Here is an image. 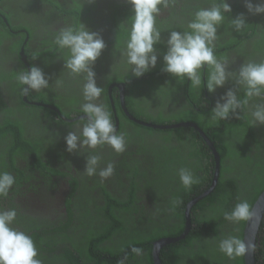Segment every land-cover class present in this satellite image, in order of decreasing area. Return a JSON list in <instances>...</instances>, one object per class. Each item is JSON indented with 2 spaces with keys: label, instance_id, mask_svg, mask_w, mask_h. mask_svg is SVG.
<instances>
[{
  "label": "trees",
  "instance_id": "16d2710c",
  "mask_svg": "<svg viewBox=\"0 0 264 264\" xmlns=\"http://www.w3.org/2000/svg\"><path fill=\"white\" fill-rule=\"evenodd\" d=\"M222 2L223 0H167V6L162 4L159 6L160 9L164 10L166 8L165 11L168 10L174 16L177 14L178 18L181 15V18L177 20L176 27H173L166 33L167 37L172 30H188L187 24L197 9L207 8L213 4H221ZM226 2L231 6L232 12L224 14L225 19L218 27V30L221 29L223 31L222 33L221 31L217 33L218 39L215 42L216 46L214 51L218 58H226L229 62L230 70L235 72L242 63L249 61L259 63L264 61V14H249L244 6V0H226ZM251 2L255 4L257 0H251ZM75 10L80 11L79 7ZM111 11L113 27L115 29L113 37L115 35V38L120 40L126 35L128 36L127 29L124 28L128 23H123L122 18H129L131 20L133 15L131 6L127 3H118L111 8ZM240 13L246 16L247 25L240 32H236L231 26L230 21ZM171 24V21L168 22L166 29ZM156 27H158L157 24ZM252 37L253 40L251 41ZM246 38L250 39V43L246 42L243 44ZM120 42L117 43L113 40V43L108 44L114 47ZM156 47L158 52H163V48H165L162 43L156 45ZM223 48L225 50H222ZM54 49V53L59 51L57 45ZM234 50L237 54L231 53ZM240 56H243V62H236V58ZM95 66L99 65L95 64ZM162 68V63L157 64L155 68H152L140 78L129 76L119 79L118 82L126 83L127 90L129 91H132L134 87L137 88L136 85L142 86L141 93L143 95H139L138 100L141 102L143 110L134 107L136 103L133 99L131 101L132 97L127 93L126 107L128 111L139 119L153 123L159 122L158 124L161 125L187 121L195 123L214 144L220 158V173L213 191L199 200L191 208L190 220L192 227L186 237L177 243L168 244L160 250L159 258L161 264H177L178 262H181V264H214L212 263L213 259L218 260L220 264H244V257H237L234 260H230L220 252L219 242L228 236H237L242 240L245 221L239 223L230 222L224 219V213L231 212L237 203L244 200L252 208L255 200L264 190V131L256 132L258 127H264V125L257 124L253 126L251 122V111L256 104H264V98L261 96L249 99L246 97L244 89L236 85L235 79H230L224 87L217 88L214 93L210 94L203 83L200 88H192L187 78L181 81L178 78L170 76L168 73L162 74ZM201 72L206 78L208 69L205 67ZM66 73L70 74L66 76L67 79L60 76L58 70H54L51 74H53L52 77L56 81L59 80L62 84V89L66 92L75 91L77 84H80V88L82 87L85 74L72 75L67 69ZM132 77L135 78L134 82L131 81ZM166 77L181 87V106H184V108L181 112L173 111L169 114L160 112L153 116L145 108V105H149V99L157 102L160 95L154 94L155 87L153 85L157 80H163ZM110 80L113 79H106V81H109L107 84H110ZM17 85L13 107H9L6 104L7 95L5 100L0 99V112L2 114V119L0 117V130L8 132L7 134L11 137L10 143L6 144L4 148L6 149L7 155L9 153L13 155L15 152L21 150L28 158L38 160L39 140L36 136L33 137V134L28 133L30 127L27 124H33V114L36 110L44 108H33L24 103L21 99V95L23 94L21 89L24 86ZM229 88H236L238 99L241 101L247 100V104H244L238 110V119L236 117H230L227 120L213 121L211 119V109L215 106L219 96L223 95ZM30 93L28 94L31 96V100L54 105L62 115L67 118L72 117L71 114L74 110L72 109L68 112L63 111L62 103H58L55 98H50L52 96L49 92L40 90L39 92ZM57 97L63 98L60 96ZM72 99H75L74 95L69 98V101L70 103H75ZM114 101H116L115 98ZM102 104L111 113L112 121L115 120L110 110L108 99L105 98ZM115 105L118 109L117 104ZM49 113L55 127L56 122L57 126L67 125L58 116H53L52 110L49 109ZM117 114H120V112L117 111ZM174 119H177V121H174ZM147 129L152 134L154 132L152 130H155L152 128ZM156 133L160 135L161 139L159 142L161 143L159 144L160 154H157V157L160 158L159 156L165 150L170 154L178 155L181 158V168L190 169L198 179V183L192 185L190 190L184 188L181 183V188L170 196L169 203L171 204L168 205V209L170 210L169 214L175 220L180 221L173 222L169 218H166L164 221L162 219L160 221H153L157 219L158 214L155 215V218H152L151 213L143 214L139 206L137 208H131L134 196L130 195L125 203H123L117 199L116 194L111 195L106 190V187L103 186L98 190L97 197H94L90 189L87 193L80 194L79 200L77 199L74 205H72V193L70 192L68 198L64 200L68 217L57 222L58 225L52 229V232L49 229L53 225L48 226L45 223L35 222L37 226H32V218H25L19 214H17L12 226L27 234L32 231L28 235L33 238L38 249V255L42 258H47L51 253L52 257L49 259L51 264H119L125 256L127 257L125 264H127L128 260H138L132 256V247L142 249V264H154L151 256V242L164 237H176L183 232L185 222L184 210L186 205L191 199L197 197L209 188L215 165L214 154L211 153L207 144L203 143L200 134L194 128L178 127L166 130L157 129ZM52 134L53 138L55 136L54 139L60 144V140L56 137V130ZM170 141L173 143H170ZM182 145H188V152L183 153ZM121 154L123 153L117 154L115 152L112 156L116 157ZM166 160H155V166L157 167L159 165L160 169L164 168L166 166ZM171 161L173 164L175 159H171ZM64 164L65 157H61L58 159V166L49 171L56 175H67V172H62V169L65 167ZM42 168L45 167L43 166ZM137 168L135 164L131 170L132 175ZM160 169L156 171L158 176L160 173L163 174V172L170 174ZM95 178L97 181L100 180L97 176ZM21 179L22 177L19 176L15 179V182L19 183ZM74 181L77 182V179L75 178ZM131 181H133L132 178ZM154 183H156L155 188H165L167 186L163 183L162 179L155 180ZM84 186L89 187L87 184H84ZM171 205L174 212L171 210ZM89 206H93L96 212L108 211L110 216L107 218V223L97 225L98 228L89 225L87 216L90 210H86ZM8 209H13V207L11 203L9 205L7 198H4L0 202V210ZM126 214H129L130 217L128 218ZM79 218H81L80 226H72L70 228L69 225ZM119 228L127 238L120 237L117 246L113 241L105 246L106 244L104 243H107L108 238H111L113 233L118 235L117 229ZM87 231L89 232L88 234ZM86 234L87 237L84 238ZM89 239L92 241L90 246ZM88 252L89 258L86 261ZM255 259L257 264H264V218L256 238Z\"/></svg>",
  "mask_w": 264,
  "mask_h": 264
},
{
  "label": "flooded vegetation",
  "instance_id": "af4514ba",
  "mask_svg": "<svg viewBox=\"0 0 264 264\" xmlns=\"http://www.w3.org/2000/svg\"><path fill=\"white\" fill-rule=\"evenodd\" d=\"M118 3L125 4L126 2L125 0H96L94 4H89L87 0H0V99L2 98V100H5L7 95L6 104L9 107H13L16 86L19 84L17 74L35 65L43 69L45 74L51 77L49 87L41 90L43 92H49L52 96L50 98H55L58 103L61 102L63 111L68 112L72 109L74 110L71 114L72 117L67 118L62 115L54 105L33 101L29 94L25 95L23 93L21 95L22 101L28 104L29 107L44 108L36 110L33 114V124H27V126L30 127L28 133L33 134V137L36 136L39 140L38 160L28 158L21 150L15 152L13 155L10 153L7 155L4 147L6 144L10 143L11 137L7 134L8 132L0 130V172H9L15 179L19 176L22 177L19 183L15 182L13 184L7 197H0V202L4 198H7L9 205L11 203L12 207L17 211V214L25 218H32V226H37L35 222L45 223L48 226L53 225L49 229V231L52 232V229L57 227V222L68 217V211L64 204V200L68 198L70 192L72 193V205H74L77 199L79 200L80 194L87 193V191L91 189L94 197H97L98 190L103 186L106 187V190L111 195L116 194L117 199L121 200L123 203H125L130 195L134 196L131 208H137L139 206L143 214L151 213L152 218H155V215L158 214L157 219L153 221H160L161 219L164 221L166 218H169L173 222L180 221L170 216L168 205L171 204L169 203L170 196L181 188V181L179 178L181 158L178 155L170 154L166 150L159 156L160 158L157 157V154H160V135L156 133L157 129L152 130L154 131L152 134V132L147 129L151 127L146 124H161L139 119L130 113L126 107V94L128 93L132 97L131 101L133 99L136 103L134 107L143 110L142 104L138 100L139 95H143V93H141L142 86L136 85L137 88L134 87L132 91H129L127 90L125 82H118L121 77L133 76L126 63V57L122 55L126 47L128 36L126 35L120 40H117L115 35L113 37L115 29L113 27L111 8ZM78 7L80 11L75 10ZM165 9L166 8L161 10L156 16V24L161 32L162 44H164V41L168 38L166 33L173 27H176V23H178L177 20L181 18V15L178 18L177 14L174 16L172 13L170 14L168 10L165 11ZM122 19L123 23H128L124 28L127 29V33L129 34L131 20H129V18ZM170 21L172 24L166 29V24ZM80 23L85 24L90 31L99 32L106 43V48L103 50L102 55L95 62V64L99 66H95V64L93 66L94 70H96L97 85L104 89L97 103H102L105 98L108 99L110 110L115 119L113 123H115L117 133L126 134V150L120 156H112L115 154V151L111 147H107V145L98 146L95 150L85 148L81 150V154L68 153L66 151L64 136H66L69 131L79 133L82 125L86 123V119H82L86 117V114L83 113L81 109H77L81 108V104L84 103L82 95L83 85L80 88V84H77V89L75 91L66 92L62 89V84L59 83L58 86L56 80L52 77L53 74L51 73L54 72V70H58V74L65 79H67L66 76L70 75L67 74L66 69L63 68V60L69 56V51L59 48V51L54 53V47L56 46L54 38L61 28H78ZM219 31L222 33L223 30L220 29L218 32ZM113 40L117 43L120 41L122 42L113 47L108 44L113 43ZM252 40L253 37L251 41ZM246 42L250 43V39L246 38L243 44ZM164 46L165 48H163V50L166 51V45L164 44ZM222 50L225 49L223 48ZM163 52H158L157 64L162 63L163 65ZM231 53L237 54L235 50ZM243 60V56H240L236 58L235 61L243 62ZM161 73L165 74L166 72L163 73V71H161ZM107 78L113 79L110 80V84H107L109 82L106 81ZM134 80L135 78L132 77L131 81L134 82ZM84 83L85 79L83 84ZM153 86L155 87L154 94L160 96L157 102L149 99V105H145V108L151 115L154 116L160 112L165 114H169L173 111L181 112L184 106H181L180 86L175 84L168 77L163 80H157ZM114 88H116V90H114ZM234 90L237 91L236 88ZM30 92L35 93L39 91ZM73 95L75 99H72V101L75 103H70L69 98ZM262 97L264 98V96ZM114 98L116 101H114ZM121 99L124 101L125 108L122 106ZM115 104H117L118 109ZM49 109L52 110L53 116H58L59 119L64 121L67 125L57 126V122L55 121V127L50 118ZM117 111H119L120 114H117ZM1 116L2 114L0 112V117ZM131 117L137 119L139 122L134 121ZM55 130L57 133L56 137L61 142L60 144L54 139L55 136L53 138L52 133ZM259 131H264V127H258L256 132L258 133ZM235 139L237 140L236 136ZM202 140L203 143H207L203 138ZM170 143L173 142L170 141ZM182 147L183 153L188 152V145H182ZM211 153H213L212 150ZM88 154H96L101 157L98 171L100 168L106 167L109 162L113 163L115 165L113 175L106 180H102L99 175L87 176L83 171L86 163L85 156ZM61 157H65V167L62 169V172H67V175L52 174L49 170L55 169V167L58 166V159ZM157 159H167L166 166L162 169H160L159 165L156 167L155 160ZM171 159H175L173 164ZM135 164L138 168L134 170L132 175L131 170ZM43 166L45 168H42ZM158 169L165 170L170 174L163 172V174L160 173L158 176L156 172ZM96 176L100 178L99 181L96 180ZM75 178L77 182L74 181ZM131 178L133 181H131ZM160 179L167 185L165 188H155L156 183H154V181ZM84 184H87L89 187H85ZM193 199H191L187 205ZM101 203L104 204L103 202ZM170 207L172 210V205ZM81 209L84 210L83 207H81ZM86 210H90V213L92 211V213H89L87 216L88 224L97 228V225L106 224L107 218L110 216L108 211L96 212L93 206L87 207ZM172 212L174 211L172 210ZM126 215L128 218L130 217L129 214ZM80 221L81 218L73 221L69 227H79ZM117 231L118 235L113 233L112 237L108 238L107 243H104L106 244L105 246L112 241L117 246L120 237L127 238L120 228L117 229ZM29 233H32V231ZM88 233L87 231V234ZM87 234L84 238L87 237ZM43 236L47 237L46 235ZM88 241L90 246L92 241L90 239ZM152 243L153 242H151V244ZM130 254L132 255V253ZM132 256L139 260V264L143 263L141 255L137 256L133 253ZM51 257V253L47 258H42L38 255V258L43 261V264H51L49 260ZM88 258L89 252L87 253L86 261ZM138 260H128L127 264H138ZM212 263L220 264L216 259H213ZM177 264H181V262Z\"/></svg>",
  "mask_w": 264,
  "mask_h": 264
},
{
  "label": "clouds",
  "instance_id": "9594fccd",
  "mask_svg": "<svg viewBox=\"0 0 264 264\" xmlns=\"http://www.w3.org/2000/svg\"><path fill=\"white\" fill-rule=\"evenodd\" d=\"M95 2L96 0H87L89 4ZM126 3L131 6L133 15L122 55L126 57L131 74L140 78L157 65L156 45L162 42V36L156 27V16L161 11L160 5L167 6V0H126ZM244 6L249 14H264V0H257L255 4L251 0H244ZM231 12V6L223 0L221 4L197 9L187 24L188 30L170 31L164 41L166 51L162 54L164 66L161 70L181 81L187 78L192 88H200L203 83L210 94L217 88L224 87L230 79H235L236 85L244 89L249 99L264 96V61L242 63L234 72L230 70L226 58H218L215 55L218 27L225 19L224 14ZM230 23L236 32H240L247 25L246 16L240 13L232 18ZM54 43L60 49L69 51V56L63 60V68L72 75L85 74L82 87L84 103L81 104V111L86 114V117L82 118L86 119V123L82 125L79 133L69 131L64 136L66 151L81 154V150L85 148L95 150L98 146L107 145L117 154L123 153L126 150V134L117 133L111 113L104 104L97 103L104 89L97 85L93 66L106 48L103 37L99 32L90 31L85 24L80 23L78 28H61L54 38ZM205 67L208 69L206 78L201 72ZM50 79L43 69L35 65L17 74L19 84L26 86L21 89L25 95L30 91L48 88ZM56 83L59 86V80ZM244 104H247V100L241 101L237 97V91L229 88L211 109V119H238V110ZM251 122L253 126L264 125V104L254 106ZM85 160L83 172L89 177L99 175L102 180H106L115 171V165L111 162L98 171L101 161L99 155L88 154ZM179 178L183 187L189 190L192 185L198 183L193 172L187 168L179 170ZM14 183L15 177L11 173L0 172V197H7ZM16 217L17 211L14 208L0 210V264H42L33 238L12 226ZM252 217L251 205L246 200L237 203L231 212L224 213V219L233 223L249 221ZM254 249L253 243L237 236H228L219 242L220 252L230 260L245 257ZM131 251L137 256L142 255L141 248L132 247ZM126 259L125 256L119 264H125Z\"/></svg>",
  "mask_w": 264,
  "mask_h": 264
},
{
  "label": "water",
  "instance_id": "95a60500",
  "mask_svg": "<svg viewBox=\"0 0 264 264\" xmlns=\"http://www.w3.org/2000/svg\"><path fill=\"white\" fill-rule=\"evenodd\" d=\"M122 106L124 107V101L121 99ZM134 121L139 122L137 119H134L131 117ZM147 126L153 128V129H160V130H166V129H174L177 127H191L194 128L200 135L201 137L206 140L207 146L212 150L214 154V172H213V177L212 181L210 183L209 188L204 191L202 194L198 195L195 197L185 208V226L183 232L176 236V237H164L160 238L152 243V260L154 264H161L160 258H159V253L160 250L172 243H177L180 240L184 239L187 233L189 232L192 224L190 221V213H191V208L194 206V204L199 201L200 199H203L205 196L210 194L212 190L214 189L218 176H219V155L214 147V144L209 140V138L204 134V132L193 122H181L177 124H167V125H155V124H146ZM251 211L253 212V217L249 221H245V225L242 231V240L246 242H251L254 245H256V238L259 232V228L261 225V222L264 218V190L260 193V195L257 197L255 200ZM244 259V264H257L256 259H255V249L253 252L246 254V256L243 258Z\"/></svg>",
  "mask_w": 264,
  "mask_h": 264
},
{
  "label": "rangeland",
  "instance_id": "374dc122",
  "mask_svg": "<svg viewBox=\"0 0 264 264\" xmlns=\"http://www.w3.org/2000/svg\"><path fill=\"white\" fill-rule=\"evenodd\" d=\"M174 121H177V119H174ZM159 123V122H158Z\"/></svg>",
  "mask_w": 264,
  "mask_h": 264
}]
</instances>
